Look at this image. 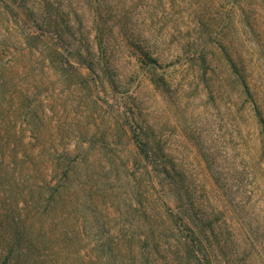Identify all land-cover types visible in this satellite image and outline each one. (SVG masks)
Instances as JSON below:
<instances>
[{
	"label": "rangeland",
	"instance_id": "rangeland-1",
	"mask_svg": "<svg viewBox=\"0 0 264 264\" xmlns=\"http://www.w3.org/2000/svg\"><path fill=\"white\" fill-rule=\"evenodd\" d=\"M0 264H264V0H0Z\"/></svg>",
	"mask_w": 264,
	"mask_h": 264
}]
</instances>
